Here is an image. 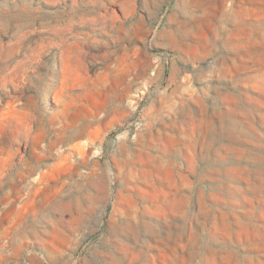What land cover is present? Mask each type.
Here are the masks:
<instances>
[{"label": "rangeland", "instance_id": "rangeland-1", "mask_svg": "<svg viewBox=\"0 0 264 264\" xmlns=\"http://www.w3.org/2000/svg\"><path fill=\"white\" fill-rule=\"evenodd\" d=\"M0 264H264V0H0Z\"/></svg>", "mask_w": 264, "mask_h": 264}]
</instances>
